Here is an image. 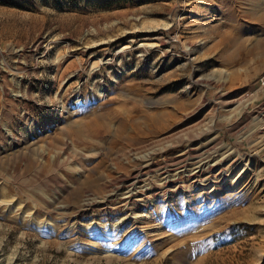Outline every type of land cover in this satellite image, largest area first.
<instances>
[{"label":"rangeland","instance_id":"obj_1","mask_svg":"<svg viewBox=\"0 0 264 264\" xmlns=\"http://www.w3.org/2000/svg\"><path fill=\"white\" fill-rule=\"evenodd\" d=\"M262 111L264 0H0V264H264Z\"/></svg>","mask_w":264,"mask_h":264},{"label":"bare ground","instance_id":"obj_2","mask_svg":"<svg viewBox=\"0 0 264 264\" xmlns=\"http://www.w3.org/2000/svg\"><path fill=\"white\" fill-rule=\"evenodd\" d=\"M189 54H187V56H189ZM261 116H260L261 121L263 123L261 126V131H263L264 133V115L261 114ZM211 150H212L211 146L209 147L203 146V148H198V149H189L187 153H185L184 155L186 157L187 156L192 157V160H191L192 162L190 161L181 162L180 164L178 163L177 165H174L173 168H170V167L163 168L160 171V177L162 179L161 181L163 182V184L173 182L174 180H182L183 178H188L190 180L196 181L198 180L199 176L203 172H206V173L209 172L210 174L217 173V174L222 175V171H224L222 166L224 165L225 162L231 161V164H234L238 161L237 157L233 155L231 150H225L217 154H215L214 152H211ZM152 151H149L143 157L136 155V157L134 158V160H140L142 158L144 161V162L142 161L143 165L140 167L139 173L143 172L146 169H150L152 167V163H151L152 160L148 159L150 158V156L155 155V153ZM257 164H258L257 171L259 174L257 175V178L263 179L264 178V158L262 157L261 159L257 160ZM138 178L139 176L138 174H136L131 179H124V180L116 182L115 188L114 190H112L113 192L110 194V197H113V196H117L118 198L120 197L119 199H122V201L124 200V202L127 200H131L132 196L137 190L136 183H138ZM93 200L94 199H86L85 206H89L93 204L92 203L94 202Z\"/></svg>","mask_w":264,"mask_h":264}]
</instances>
